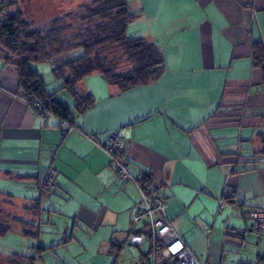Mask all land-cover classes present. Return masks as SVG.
Instances as JSON below:
<instances>
[{
    "label": "crops",
    "instance_id": "crops-1",
    "mask_svg": "<svg viewBox=\"0 0 264 264\" xmlns=\"http://www.w3.org/2000/svg\"><path fill=\"white\" fill-rule=\"evenodd\" d=\"M45 1L62 14L88 0ZM127 6L139 12L127 34L155 43L163 72L126 91L98 73L86 76L79 88L94 104L73 116L65 135L56 117L36 114L21 99L17 67L0 57V185L11 187L0 188V237L14 233L28 251L0 253L1 263L25 264L21 258L37 252V264L45 252L68 250L75 230L93 244L90 233L107 229L114 264L140 198L101 147L108 133L123 128L130 174L151 177L170 225L200 263L264 264V236L247 215L264 206V73L252 62V44H264V0H127ZM34 68L48 92L62 86L51 65ZM56 96L73 108L67 92ZM48 177L54 188L45 186ZM227 189L233 194L224 196Z\"/></svg>",
    "mask_w": 264,
    "mask_h": 264
},
{
    "label": "trees",
    "instance_id": "trees-1",
    "mask_svg": "<svg viewBox=\"0 0 264 264\" xmlns=\"http://www.w3.org/2000/svg\"><path fill=\"white\" fill-rule=\"evenodd\" d=\"M26 13L23 0H0V57L17 67L19 96L37 100L60 123L73 124L74 115L94 104L93 96L79 88V83L92 73L102 75L109 85L126 91L156 80L163 72L164 56L155 43L145 36L127 34L128 24L139 14L128 8L127 0H88L38 27L26 18ZM123 59L128 67L120 63ZM252 62L264 73V44H252ZM42 64H50L53 77L62 81L57 91L48 92L45 80L35 70V65ZM58 91L69 94L73 108L57 98ZM27 105L34 111L30 103ZM123 149L120 157L127 164ZM136 180L146 193L156 194L149 175ZM232 194L227 189L224 196ZM144 232L150 240L149 231ZM150 254L149 243L147 251L138 254L141 264H150ZM38 258L36 252L22 257L21 261L34 264Z\"/></svg>",
    "mask_w": 264,
    "mask_h": 264
},
{
    "label": "built area",
    "instance_id": "built-area-1",
    "mask_svg": "<svg viewBox=\"0 0 264 264\" xmlns=\"http://www.w3.org/2000/svg\"><path fill=\"white\" fill-rule=\"evenodd\" d=\"M21 99L30 103L31 108L38 115L51 116L37 100H27L23 97ZM61 126L63 135L70 128H74L67 122H62ZM89 138L95 141L94 137ZM124 145L125 129H120L110 132L106 142L101 146L118 177L123 181L133 182L140 195L138 203L130 210V230L123 242V249L133 246L137 249L138 254H142L147 251V246L150 243V264H202L170 225L166 215L165 200L156 194L146 193L142 185L130 174L128 165L120 157ZM44 184L50 189L55 187V182L51 177H48ZM219 205L222 207L225 203L220 201ZM247 215L253 231L258 236H264V206L249 209ZM145 230L149 231L150 240H148L149 236L144 232ZM114 264H141V261L138 257L128 261L118 258Z\"/></svg>",
    "mask_w": 264,
    "mask_h": 264
},
{
    "label": "rangeland",
    "instance_id": "rangeland-1",
    "mask_svg": "<svg viewBox=\"0 0 264 264\" xmlns=\"http://www.w3.org/2000/svg\"><path fill=\"white\" fill-rule=\"evenodd\" d=\"M27 1L23 2V5H26L28 15L26 13V18L33 20L36 27L43 24L59 15L61 11H55L52 6H49L50 3L43 0H29V3L25 4ZM38 3V4H36ZM122 65L128 67V63L123 59L120 62ZM50 64L35 65V67L47 69ZM0 188H11L9 185H0ZM55 218V217H54ZM66 220H60L58 223L59 228L65 226ZM69 235L68 231L65 236ZM75 242H72L67 249L59 248L53 252H45L42 255V262L37 264H112L113 257L108 251V239L110 233L107 229H102L98 234L90 233V238L93 244L89 243L85 235L81 231L75 230L74 232ZM123 234H117L118 237H122ZM16 234L9 233L6 237H0V253L12 252L15 247H20L19 252L27 254V247L25 245H20L16 243ZM79 241V242H78ZM138 251L135 247L131 246L126 248L124 253V259L130 257H138ZM0 264L1 263L0 261Z\"/></svg>",
    "mask_w": 264,
    "mask_h": 264
}]
</instances>
